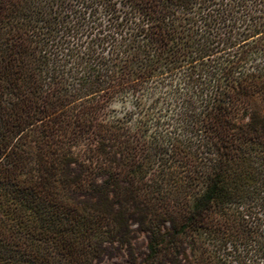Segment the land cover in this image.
<instances>
[{"label":"trees","instance_id":"1","mask_svg":"<svg viewBox=\"0 0 264 264\" xmlns=\"http://www.w3.org/2000/svg\"><path fill=\"white\" fill-rule=\"evenodd\" d=\"M123 252L264 264V0H0V264Z\"/></svg>","mask_w":264,"mask_h":264},{"label":"rangeland","instance_id":"2","mask_svg":"<svg viewBox=\"0 0 264 264\" xmlns=\"http://www.w3.org/2000/svg\"><path fill=\"white\" fill-rule=\"evenodd\" d=\"M136 251L140 255L144 251V241H143L142 235L139 237V239L137 241ZM102 264H128V261L126 259L124 252H123L122 254H118L116 256L103 259Z\"/></svg>","mask_w":264,"mask_h":264}]
</instances>
